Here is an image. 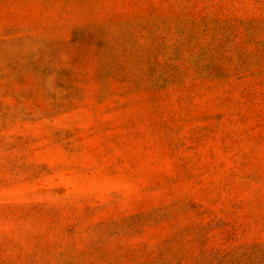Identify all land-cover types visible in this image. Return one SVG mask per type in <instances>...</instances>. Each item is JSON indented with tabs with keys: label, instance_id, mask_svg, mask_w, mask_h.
Returning <instances> with one entry per match:
<instances>
[{
	"label": "rangeland",
	"instance_id": "obj_1",
	"mask_svg": "<svg viewBox=\"0 0 264 264\" xmlns=\"http://www.w3.org/2000/svg\"><path fill=\"white\" fill-rule=\"evenodd\" d=\"M0 264H264V0H0Z\"/></svg>",
	"mask_w": 264,
	"mask_h": 264
}]
</instances>
